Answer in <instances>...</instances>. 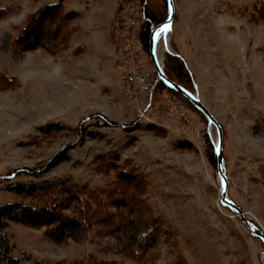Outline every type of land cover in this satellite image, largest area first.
Wrapping results in <instances>:
<instances>
[{
  "label": "rangeland",
  "instance_id": "obj_1",
  "mask_svg": "<svg viewBox=\"0 0 264 264\" xmlns=\"http://www.w3.org/2000/svg\"><path fill=\"white\" fill-rule=\"evenodd\" d=\"M145 1L162 22L169 17L167 2ZM61 2L66 11L80 14L67 28L76 29L69 50L54 56L19 50L15 41L32 15ZM174 3L168 54L183 57L193 74V93L224 129L229 196L264 233V20L258 18L257 0ZM125 4L130 6L128 25L121 20ZM0 5L12 8L0 20V205L21 200L4 189L9 178L14 183L37 180L25 170L46 169L39 180L65 178L104 188L115 173L101 174L99 166L108 155L118 154L149 182V202L164 230L154 249L156 264L177 259L264 264V244L220 203L222 180L217 161L209 158V145L215 151L218 139L216 127L185 98L159 87L152 108L141 118L149 92L129 81L119 54L132 65L141 64V74L152 86L156 70L142 40V0H0ZM43 29L50 32L45 24ZM126 50L135 53L127 56ZM168 54L160 47L164 65ZM9 79L16 82L9 84ZM50 124L64 127L43 134L40 129ZM149 125L161 131H147ZM91 132L101 137H88ZM59 154L69 160L49 168ZM45 231L21 224L8 229L14 256L22 264L92 257L133 264L119 254L112 238L91 235L81 243H56Z\"/></svg>",
  "mask_w": 264,
  "mask_h": 264
},
{
  "label": "trees",
  "instance_id": "obj_2",
  "mask_svg": "<svg viewBox=\"0 0 264 264\" xmlns=\"http://www.w3.org/2000/svg\"><path fill=\"white\" fill-rule=\"evenodd\" d=\"M145 4V23L142 40L146 51H149L151 24L159 25L162 18L155 14L148 2ZM148 1V0H147ZM166 3V0H163ZM258 18L264 20V0H257ZM12 8L0 5V20L8 16ZM80 14L66 11L63 2L50 4L32 15L27 27L16 39L15 44L23 52L43 50L50 56L69 50V41L76 29L67 28L79 19ZM50 28L45 33L43 25ZM84 51L83 48L79 49ZM16 52V51H15ZM165 63V73L168 78L191 92H194L193 74L183 57L168 54ZM15 79H9L14 84ZM166 89L161 82L157 88ZM170 91V90H169ZM64 126L50 124L40 130L48 135L57 132ZM66 128V126H65ZM139 129L137 126L133 130ZM147 131L158 132L156 127L145 126ZM88 137L97 139L98 133H89ZM209 158L216 163L213 145H209ZM69 160L63 154L49 165ZM107 161L99 166V172L104 175L115 173V179L104 188L80 185L71 179L39 180L42 171L25 170L37 178L30 182H12L11 178L4 189L20 197V201L0 205V264H22L14 256L15 246L11 242L8 229L12 224L26 227L45 228V235L56 243L74 241L81 243L95 235L97 238H112L118 245L119 254L133 264H156L158 254L154 252L159 237L164 234L160 222L156 219L149 202V182L137 168L122 163L118 154L108 155ZM20 174V173H19ZM11 176V175H10ZM35 264H108L95 259L65 262L37 261ZM117 264V263H109ZM174 264H187L177 259Z\"/></svg>",
  "mask_w": 264,
  "mask_h": 264
},
{
  "label": "water",
  "instance_id": "obj_3",
  "mask_svg": "<svg viewBox=\"0 0 264 264\" xmlns=\"http://www.w3.org/2000/svg\"><path fill=\"white\" fill-rule=\"evenodd\" d=\"M166 2L168 4L169 17L164 22L157 25L156 28L152 31L149 43V55L158 74L159 81L163 83L168 90L177 93L185 98L199 113H201L207 119L210 125H214L216 127L218 131V139L217 144H215L214 153L217 161V171L222 180L220 203L224 208H227L229 211L238 216L240 220L245 224L250 234L264 244V233L246 218L243 210L229 196L230 182L227 177V170L225 166L224 129L218 123L209 109L203 104L199 95L170 80L166 75L164 69L160 65L157 53V41L159 37L163 35L165 43L168 44V36L172 31L176 14L174 0H166ZM262 258L264 261V253L262 254Z\"/></svg>",
  "mask_w": 264,
  "mask_h": 264
},
{
  "label": "built area",
  "instance_id": "obj_4",
  "mask_svg": "<svg viewBox=\"0 0 264 264\" xmlns=\"http://www.w3.org/2000/svg\"><path fill=\"white\" fill-rule=\"evenodd\" d=\"M122 8L120 7L121 15H122L121 20L123 21V25H128L129 24V8H130V6H127V4H125ZM143 17H144L145 21L147 22L145 13H143ZM119 21H120V19H119ZM156 26L157 25L154 23L151 24V32L156 28ZM168 44H169V37H168ZM168 44L165 43L164 36L161 35L157 41V53H158V59H159L160 65L163 69H165V65H164V62L162 61V59L160 57V47L164 48L165 54H168L170 52V47ZM126 51L127 52H125V53H127V56L134 55V53H135V50L133 52H129L128 50H126ZM119 56L124 57L125 64L123 66V69L125 72H128L129 81L131 83H135V84H138L140 86H143L144 87L143 89L146 92L147 91L149 92L150 98L148 99V103H146V105H145L143 114H141V118H144L145 117L144 114H147V112L153 106L154 91H155L158 83L160 82L158 74L156 72V79L154 80L152 86H150L148 78L146 76H144L143 74H141V69H140L141 64H139L140 66L130 64L131 63L130 59L127 58L124 53L119 54ZM170 115H172V113H170ZM146 117H148V116L146 115Z\"/></svg>",
  "mask_w": 264,
  "mask_h": 264
},
{
  "label": "crops",
  "instance_id": "obj_5",
  "mask_svg": "<svg viewBox=\"0 0 264 264\" xmlns=\"http://www.w3.org/2000/svg\"><path fill=\"white\" fill-rule=\"evenodd\" d=\"M118 2H119V0H118ZM117 9H118V3L115 4L114 9H113V13L109 16L110 26L114 23V19L116 17ZM121 85H122V83H121Z\"/></svg>",
  "mask_w": 264,
  "mask_h": 264
},
{
  "label": "bare ground",
  "instance_id": "obj_6",
  "mask_svg": "<svg viewBox=\"0 0 264 264\" xmlns=\"http://www.w3.org/2000/svg\"><path fill=\"white\" fill-rule=\"evenodd\" d=\"M111 32V31H110ZM113 32V31H112ZM154 66V65H153ZM216 144H217V141H216Z\"/></svg>",
  "mask_w": 264,
  "mask_h": 264
}]
</instances>
